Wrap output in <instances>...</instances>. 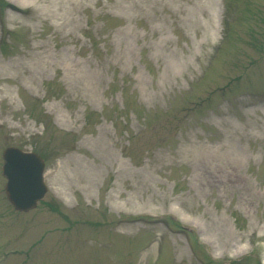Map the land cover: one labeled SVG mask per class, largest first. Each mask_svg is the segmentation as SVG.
Masks as SVG:
<instances>
[{
	"label": "rangeland",
	"instance_id": "rangeland-1",
	"mask_svg": "<svg viewBox=\"0 0 264 264\" xmlns=\"http://www.w3.org/2000/svg\"><path fill=\"white\" fill-rule=\"evenodd\" d=\"M1 1L0 264H264V0Z\"/></svg>",
	"mask_w": 264,
	"mask_h": 264
},
{
	"label": "water",
	"instance_id": "water-1",
	"mask_svg": "<svg viewBox=\"0 0 264 264\" xmlns=\"http://www.w3.org/2000/svg\"><path fill=\"white\" fill-rule=\"evenodd\" d=\"M4 191L15 209L27 211L36 206L47 187L44 182V160L33 152L8 146L2 151Z\"/></svg>",
	"mask_w": 264,
	"mask_h": 264
}]
</instances>
